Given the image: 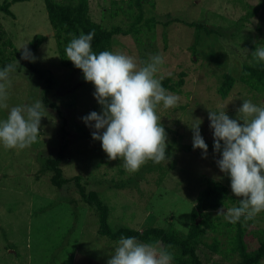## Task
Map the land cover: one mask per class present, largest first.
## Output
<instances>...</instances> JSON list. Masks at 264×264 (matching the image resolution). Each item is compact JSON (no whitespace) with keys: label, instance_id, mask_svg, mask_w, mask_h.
I'll return each mask as SVG.
<instances>
[{"label":"rangeland","instance_id":"rangeland-1","mask_svg":"<svg viewBox=\"0 0 264 264\" xmlns=\"http://www.w3.org/2000/svg\"><path fill=\"white\" fill-rule=\"evenodd\" d=\"M110 1L87 0L90 19L106 28L120 24L123 18L119 13L112 18ZM259 1L145 0L144 13L156 23L152 38L142 41L145 46L148 44L146 53L129 36L113 38V52H124L140 60L163 53L165 63L157 75L170 76V83H176L182 75L183 81L175 86L176 92L168 90L180 98L177 106L165 109L161 104L157 108L167 133L168 161L159 164L148 161L135 172L127 171L122 159L109 160L100 142L92 139L94 129L83 123L82 117L101 111L93 97L95 89L80 74H65L66 70L59 66L42 0L11 4L12 18L0 13V24L17 50H23L34 34L46 37L34 54L35 63L58 82L57 89L54 87L47 95L58 113L46 108L37 141L21 151L0 145V264H106L114 250L115 242L98 235L97 216L82 203L72 182L55 189L49 183L50 174L37 175L41 161L54 157L58 150L61 119L65 120L67 132L66 152L58 165L61 175L64 179L79 176L86 192L99 194L110 209L106 223L112 230L125 226L142 231L145 227L171 225L185 233L197 194L206 187L219 186L221 204L208 215L213 229H205L203 236L204 244L211 246L215 241L216 246L205 257L202 253L198 257L202 264L237 263V255L231 250L237 226L229 223L224 214L217 215L219 209L226 212L238 204L230 189V179L216 165L220 155L208 149L204 157L199 149L181 151L179 147L192 145L191 126L197 118L202 121L200 134L204 141H213L208 111L226 107V114L235 118L244 100L264 103L260 92L238 81L249 46L254 42L263 44L264 37L256 28L264 33V14L242 20L245 12ZM120 7L125 10L123 4ZM167 19L202 24L214 29L217 35L200 32L195 52L191 54L193 28L180 22L165 26ZM223 74H229L234 84L221 99L216 89ZM11 79L10 107L32 104L39 99L41 80L36 76L23 70L12 73ZM5 116L6 111L0 110V118ZM147 166L149 172L145 170ZM121 183L123 186L119 187ZM50 203L57 205L52 208ZM45 204L47 207L41 211ZM237 224L243 235L252 231L253 235H248L245 242L248 251L254 250L257 239L264 237V212L252 220L242 218ZM259 264H264V260Z\"/></svg>","mask_w":264,"mask_h":264},{"label":"clouds","instance_id":"clouds-1","mask_svg":"<svg viewBox=\"0 0 264 264\" xmlns=\"http://www.w3.org/2000/svg\"><path fill=\"white\" fill-rule=\"evenodd\" d=\"M65 55L83 74L86 83L95 89L93 97L101 111L82 117L83 123L94 129L92 139L99 141L109 160H123L129 172L138 171L148 161L159 164L168 161L167 133L157 115L162 104L175 108L179 97L162 86L157 74L165 63L163 53L140 60L120 51L92 50L95 31L78 36L71 34ZM21 59L35 62L26 49ZM247 52V50H245ZM251 56L264 62V44H258ZM19 67L15 59L0 68V145L7 150L30 148L40 136L41 119L46 108L37 100L32 104L9 106L11 74ZM226 107L208 111L209 127L213 135V151L219 171L230 179V189L238 204L218 210L229 223L254 219L264 212V103L244 100L236 110V117L226 114ZM191 126L193 150L199 149L206 157L208 147L200 134L202 121L197 118ZM202 157V158H204ZM171 245L160 241H140L135 236H121L106 264H173Z\"/></svg>","mask_w":264,"mask_h":264},{"label":"trees","instance_id":"trees-1","mask_svg":"<svg viewBox=\"0 0 264 264\" xmlns=\"http://www.w3.org/2000/svg\"><path fill=\"white\" fill-rule=\"evenodd\" d=\"M24 1L28 0H4L0 3V13L12 18L13 14L9 11L10 5ZM42 2L47 22L52 31V40L57 54L58 64L66 70L64 71L65 74L70 72L83 76L82 72L76 69L73 64L67 60L65 55L66 45L71 40L70 33L78 36L81 32L87 34L94 30L95 36L91 43L92 50L97 54L105 50L111 51V47L115 40H113V38L117 36L131 37L138 48L141 49V52L146 53V46H148V44L145 46L142 41L152 38L153 28L156 24L153 17H146L144 13L143 3L145 0H111L112 18H114V16L116 17L117 13L121 14L123 16L121 20L123 25H121V23H115L110 25L109 28L103 27L90 19L88 16L87 0H68L66 3H58L54 0H42ZM120 4L125 6L124 11L120 7ZM149 6H152V4H149ZM256 14H264V0H260L252 9L246 11L242 20L251 18ZM167 20L165 26L172 22H180L188 28H193L194 40L190 47L191 54L195 52V46L200 32H203L204 35H217L214 29L208 28L202 24L181 22L177 19ZM262 23L264 24V20H262ZM256 32L264 37V33H262L259 27L256 28ZM161 37L163 39L162 42L165 43L164 33H162ZM45 39L46 37L44 35L34 34L27 42L26 49L34 56L39 46L46 42ZM261 42L264 44V38ZM256 46L257 42L249 46V51L245 57L246 59L240 66L238 81L249 89L260 92L264 98V62L258 63L251 56V52L255 50ZM23 51L24 49L19 51L12 45L0 24V68L14 63L15 59L18 60L19 67L16 68L14 73L19 74L23 70H27L30 74L41 80V90L38 100L44 102L45 108L54 109L58 113L56 105L48 102L47 99L48 93H50L54 87H57V80L52 77L47 70L39 68L35 62L21 59ZM181 76L182 75H179L176 83H170V76L163 77L162 86L166 90L176 92L175 86H180L183 82ZM233 84L234 79L229 74H223L216 89L218 96L224 99ZM64 126L65 120L61 119L58 130V138L60 140L58 150L54 157L48 156L41 161L37 170V175L50 174L48 178L49 183L55 189H61L66 184L72 182L82 203L87 205L97 216L98 235L111 242H116L121 236H135L140 241L147 242L158 240L162 242L163 245H171L170 251L174 254L173 264H202L198 257V253H202V257H205L207 251H214L216 242L212 241L211 246H208L204 244L203 236L205 229H213L208 215L221 204L222 191L219 186L206 187L197 194L189 211V223L185 233L178 232L171 225L165 228L145 227L142 231L125 226H120L112 230L106 223L110 209L104 203L103 199L99 197V194L96 191L86 192L81 184V177L74 176L71 179H64L61 175V170L58 165L62 162L67 148L65 143L67 132ZM213 142L214 141L206 143L208 149H213ZM179 148L181 151H194L192 145L180 146ZM145 170L149 172L150 167L147 166ZM118 186L122 187L123 183ZM56 205L57 203H50L49 206L54 208ZM46 207L47 205L45 204L41 211H44ZM237 223H235L237 227L235 237L232 239L233 245L231 246V250L235 252L238 258L235 264L261 263L264 260V237L257 239V245L254 250L248 251L245 238L251 235L252 231L249 234L245 233V235H243V230ZM200 245H202V248Z\"/></svg>","mask_w":264,"mask_h":264}]
</instances>
